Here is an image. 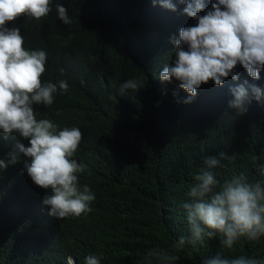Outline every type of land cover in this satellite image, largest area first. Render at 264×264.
Instances as JSON below:
<instances>
[{"label": "trees", "instance_id": "1", "mask_svg": "<svg viewBox=\"0 0 264 264\" xmlns=\"http://www.w3.org/2000/svg\"><path fill=\"white\" fill-rule=\"evenodd\" d=\"M57 3L68 9L71 24L59 19ZM173 3L176 11L163 15L144 0H119L116 6L52 0L46 17L21 20L24 47L47 53L42 82H69V93L58 91L50 107L34 105L37 118L81 129L74 158L86 167L78 179L96 199L90 212L57 219L50 230L45 225L42 238L35 207L40 187L22 161L0 170V264H67L53 259L54 245L70 250L76 264L89 254L101 257V264H147L145 254L154 247L177 255L172 264H202L217 252L264 260V237L241 239L232 249L220 236L172 248L190 234L183 203L205 157L221 151L231 157L221 161L227 167L213 170L221 182L241 172L249 181H264V114H238L229 107L232 95L212 81L184 103L188 93L177 81L159 79L173 59L171 36L196 23ZM134 78L145 86L120 95L121 84ZM18 142L28 143L15 134L0 136V159L7 160Z\"/></svg>", "mask_w": 264, "mask_h": 264}, {"label": "clouds", "instance_id": "2", "mask_svg": "<svg viewBox=\"0 0 264 264\" xmlns=\"http://www.w3.org/2000/svg\"><path fill=\"white\" fill-rule=\"evenodd\" d=\"M106 1L112 6L119 4V0ZM144 1L163 15H168V9L176 11L173 0ZM177 2L179 11L183 9L196 23L181 27L178 36H171L173 59L159 71V79L177 81L178 87L188 93L184 103H191L197 90L212 81L232 95L229 107L238 114L244 113L247 118L264 114V0ZM51 4L52 0H0V136L7 140L15 134L28 141L27 145L18 142L7 160L0 159V170L22 161L27 175L40 187L35 207L42 238L45 225L50 230L57 219L90 212V204L96 199L92 189L87 184L81 186L78 179L86 167L74 158L83 138L81 129L60 128L49 118H37L34 109L41 104L50 107L58 91L69 93V82L64 78L42 82L47 53L25 48L19 27L22 19L46 17ZM54 10L65 25L71 24L68 9L61 3ZM143 86L145 82L140 79H129L121 84L120 95ZM224 159L231 157L223 151L204 158L205 169L195 176L183 203L190 234L180 236L172 245L174 250L186 244L195 247L217 236L222 237L227 249L241 239L264 237V181H249L241 172L221 182L213 170L227 167L221 162ZM52 254L55 261L63 258L67 264H76L74 254L64 246L54 245ZM178 259L164 248L154 247L145 254L147 264H172ZM84 264H101V257L89 254ZM202 264H264V260L217 252Z\"/></svg>", "mask_w": 264, "mask_h": 264}]
</instances>
